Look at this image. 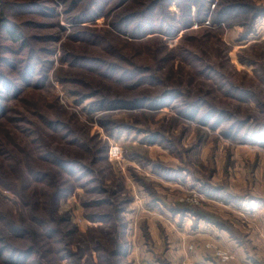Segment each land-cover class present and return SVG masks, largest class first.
<instances>
[{"label":"rangeland","instance_id":"374dc122","mask_svg":"<svg viewBox=\"0 0 264 264\" xmlns=\"http://www.w3.org/2000/svg\"><path fill=\"white\" fill-rule=\"evenodd\" d=\"M154 1L71 23V0H0L28 40L0 28V236L32 229L9 242L35 247L27 264H264V0H216L246 7L173 37L111 28ZM167 92L157 109L90 108Z\"/></svg>","mask_w":264,"mask_h":264},{"label":"trees","instance_id":"16d2710c","mask_svg":"<svg viewBox=\"0 0 264 264\" xmlns=\"http://www.w3.org/2000/svg\"><path fill=\"white\" fill-rule=\"evenodd\" d=\"M67 3L68 0H62ZM115 0H71L68 4L67 12L76 11V14L72 17L69 15L67 20L71 23H85L86 21H99L108 19L111 12L117 10L118 8L123 7L128 0H116L115 6L108 9L107 6L109 3ZM178 1V5L181 9V18L177 19V17L173 16V14L168 10L171 0H156L152 4H150L146 9H143L137 13H127L120 14L116 19L110 21L111 28L116 32L123 35H127L132 39H143L151 34H160L163 36L173 37L176 36L182 30L190 28L193 24L197 23L200 25H205L208 21L211 26H220L222 23L226 24L228 19L235 15L234 9L243 7L244 5L234 4L232 7L231 4L222 6L219 1L216 0H176ZM37 4V3H33ZM31 4H19L17 6L22 8L20 10H25L30 8V6H34ZM215 4L214 8L212 5ZM114 5V4H113ZM249 6V5H248ZM246 7V6H244ZM250 7V6H249ZM80 8V9H79ZM193 8H195V12H193ZM251 8V7H250ZM252 10V8H251ZM257 10H254V12ZM238 12V11H237ZM256 17L259 15L257 12L254 13ZM4 16V15H3ZM1 11L0 4V28L2 32V38L7 39L10 42L18 43L21 42L23 49L28 47L26 37H23L21 33L16 31V26L13 22H8V20L4 19ZM133 24V27L129 28V25ZM15 26V28H14ZM73 37L78 39L87 38L90 41H93L97 35L87 31H79L78 33H74ZM244 39H246L244 37ZM8 50V48H6ZM8 52L12 51L8 50ZM79 61L84 62V65L88 66L100 65L102 63H107L104 60H93L87 58H79ZM78 61V62H79ZM83 65V66H84ZM93 65L91 67H93ZM29 67V66H28ZM26 66L23 68L26 70ZM95 68V67H94ZM26 74V73H25ZM3 73L0 72V81L2 80ZM7 78V77H5ZM23 80L27 81V77L24 76ZM8 80V79H7ZM8 82H6L7 84ZM77 93H79L77 91ZM98 94L92 93L89 95L83 96L85 99L94 97ZM176 96L172 92L165 93L162 97H157L153 99H140L139 101H111L108 98L101 99L97 102L92 103L90 106L91 109H99L105 106L107 107H137L138 105H148L150 109H157L164 102L165 99H173ZM140 103V104H139ZM191 110L192 116H194L198 107L193 104H189L188 107ZM3 112V107L0 103V114ZM65 163V162H64ZM40 177L35 176L34 180L41 181L43 176L39 174ZM66 191L65 187H61L54 195L55 200H60L64 195L63 193ZM57 202V201H56ZM59 202V201H58ZM54 221L57 217V209L54 208ZM4 218V217H1ZM67 218L62 217L60 219V223L66 221ZM7 235L10 237L9 240H5L4 236H0V259L4 264H27L28 259L34 254L35 247L31 246L30 248H24L19 245H14V243H9L11 238L20 239L24 238L28 232L30 234L33 232L26 228H18L15 226H8L6 228ZM48 230V229H46ZM29 234V235H30ZM48 235H53L50 230L47 231ZM0 235H2V231L0 230Z\"/></svg>","mask_w":264,"mask_h":264},{"label":"built area","instance_id":"2783aa9c","mask_svg":"<svg viewBox=\"0 0 264 264\" xmlns=\"http://www.w3.org/2000/svg\"><path fill=\"white\" fill-rule=\"evenodd\" d=\"M219 255L224 259V260H228L229 257L227 256L226 253H219Z\"/></svg>","mask_w":264,"mask_h":264},{"label":"crops","instance_id":"0c3cea01","mask_svg":"<svg viewBox=\"0 0 264 264\" xmlns=\"http://www.w3.org/2000/svg\"><path fill=\"white\" fill-rule=\"evenodd\" d=\"M263 211H264V209H261V210L259 211V213H263ZM246 264H253V263L247 261Z\"/></svg>","mask_w":264,"mask_h":264}]
</instances>
